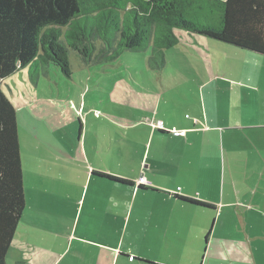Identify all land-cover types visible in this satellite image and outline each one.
I'll list each match as a JSON object with an SVG mask.
<instances>
[{
  "label": "crops",
  "instance_id": "0c3cea01",
  "mask_svg": "<svg viewBox=\"0 0 264 264\" xmlns=\"http://www.w3.org/2000/svg\"><path fill=\"white\" fill-rule=\"evenodd\" d=\"M249 53L223 79L209 64L190 118L155 96L108 119L87 103L40 112L50 131L27 160L20 137L27 207L7 264H264V56Z\"/></svg>",
  "mask_w": 264,
  "mask_h": 264
},
{
  "label": "trees",
  "instance_id": "16d2710c",
  "mask_svg": "<svg viewBox=\"0 0 264 264\" xmlns=\"http://www.w3.org/2000/svg\"><path fill=\"white\" fill-rule=\"evenodd\" d=\"M178 31L264 56V0H0V264L27 207L19 112L3 83L29 69L36 85L51 65L71 78V51L86 65L107 67L124 52L151 49L150 67L161 70L166 51L180 44Z\"/></svg>",
  "mask_w": 264,
  "mask_h": 264
},
{
  "label": "rangeland",
  "instance_id": "374dc122",
  "mask_svg": "<svg viewBox=\"0 0 264 264\" xmlns=\"http://www.w3.org/2000/svg\"><path fill=\"white\" fill-rule=\"evenodd\" d=\"M179 32L181 31L177 34ZM183 33L187 34H180ZM192 36L202 38L207 43L197 42L198 39L192 37L193 44H187L182 38L179 46L167 51L168 67L161 70L150 67L151 49L141 53L124 52L113 66L107 67L100 64L86 65L80 55L71 51V78L64 76L55 65L47 67L37 79L36 85L29 78V69L19 70L16 75L8 78L3 83L4 91L16 106L24 107L18 114L24 159L32 156L30 151L33 150L34 135L38 133L43 143V135L50 131L39 118L42 111L45 116L59 117L58 112L68 110L70 104L75 108V105L80 107V104L87 103L89 107L91 104L97 105L99 111L108 119L121 115L119 110L124 108L119 109L118 104L129 103L131 98L148 100L155 96L156 100L161 98L162 105H167L169 112L176 115L185 108L187 118L192 117L197 102H204L201 92L206 81L210 79V67L216 76H221L219 79H223L233 67L240 69L241 63L245 64L241 57L244 55L237 56V53L253 56L249 51L202 35ZM98 48L101 49V43H98ZM244 66L245 71L253 68L252 63ZM261 67L264 73V66L257 65L256 68L260 70ZM208 92L209 88H206L207 103ZM67 113L73 117L69 111ZM68 131L64 129L63 133L69 135L72 131L78 137V132L72 126H69ZM56 134L61 136L59 131Z\"/></svg>",
  "mask_w": 264,
  "mask_h": 264
},
{
  "label": "built area",
  "instance_id": "2783aa9c",
  "mask_svg": "<svg viewBox=\"0 0 264 264\" xmlns=\"http://www.w3.org/2000/svg\"><path fill=\"white\" fill-rule=\"evenodd\" d=\"M150 123L154 128L159 129V130H164V123L162 121H155L154 119H151ZM172 133L175 134L176 136H183L184 135V132L179 131L177 129H173ZM139 185H148V181L144 177H142L139 180ZM179 191H180V189L178 190V192ZM178 192H176V194H178Z\"/></svg>",
  "mask_w": 264,
  "mask_h": 264
}]
</instances>
